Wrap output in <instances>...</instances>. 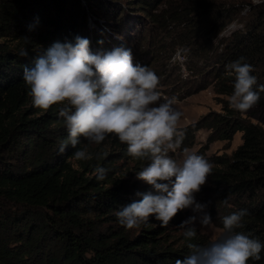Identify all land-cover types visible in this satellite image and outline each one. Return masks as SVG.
<instances>
[{
	"label": "trees",
	"instance_id": "16d2710c",
	"mask_svg": "<svg viewBox=\"0 0 264 264\" xmlns=\"http://www.w3.org/2000/svg\"><path fill=\"white\" fill-rule=\"evenodd\" d=\"M123 1L145 10L156 0ZM241 2L248 6L247 18L208 52L211 39L231 16L223 4L187 0L154 18L176 45L194 49L196 39H202L194 53L204 59L196 72L206 80L197 88L210 84L216 95L229 96L226 65L240 57L253 66L257 89L264 85V0ZM132 6H123L121 0H0V264H175L190 254L187 243L204 245L210 240L196 229V236L186 241L182 212L166 227L150 218L130 234L115 212L138 199L136 192L150 190L133 177L145 162L127 156L126 145L113 138L117 149L106 151V158L73 163V153L83 149L84 140L76 148L58 151L67 139L58 116L62 105L46 112L30 106L22 79L25 67H34L54 43H74L76 36L92 40L96 49L106 52L100 34L87 29L88 17L97 15L104 23L115 24L128 14L124 7ZM22 50L27 55H20ZM219 100V110L181 126L184 138L177 150L191 144L199 127L209 130L207 143L240 131V142L229 153L208 158L213 168L207 211L212 224L222 228L223 216L246 209L244 227L237 230L264 243V125L230 109L227 99ZM257 105L264 106V91ZM121 158L131 165L121 170ZM96 166L109 169L105 180L94 178ZM3 203L19 208L7 210ZM248 264H264V251L259 261Z\"/></svg>",
	"mask_w": 264,
	"mask_h": 264
},
{
	"label": "clouds",
	"instance_id": "9594fccd",
	"mask_svg": "<svg viewBox=\"0 0 264 264\" xmlns=\"http://www.w3.org/2000/svg\"><path fill=\"white\" fill-rule=\"evenodd\" d=\"M190 50L176 52L175 60L185 59ZM20 55H27L22 50ZM231 77L232 92L228 106L236 112H247L260 99L264 85L257 89L253 66L240 57L226 65ZM22 79L26 85L30 106L47 111L62 105L58 116L67 130V139L58 151L76 148L81 138L88 144L100 145L109 136L126 145V155L144 161L135 171V178L150 186L146 192H136L138 199L122 205L115 212L118 223L125 229L140 228L150 218L167 226L186 209L196 215L180 222L183 237L191 241L201 228L212 224L207 211L210 202H199L196 194L207 183L213 165L202 155L188 149L182 158L173 159L169 153L180 148L184 129L183 116L174 97H164L158 90L159 77L147 65L133 62L131 49L117 47L107 52H92L87 38L76 36L73 42L54 43L32 68L25 67ZM106 151L95 157L87 148L73 153L76 161L106 158ZM109 169L94 168V178L105 180ZM126 174L124 175V177ZM225 205L228 201H223ZM246 209L222 217V228L204 245L187 243L190 254L175 264H248L259 261L264 243L246 234Z\"/></svg>",
	"mask_w": 264,
	"mask_h": 264
},
{
	"label": "rangeland",
	"instance_id": "374dc122",
	"mask_svg": "<svg viewBox=\"0 0 264 264\" xmlns=\"http://www.w3.org/2000/svg\"><path fill=\"white\" fill-rule=\"evenodd\" d=\"M187 0H156L151 5H147L145 10L133 8L132 3L121 0L122 5L132 6L129 10L124 7V11L128 14L120 19L115 24H108L102 21L100 16H89L87 19V29H92L96 33L100 34L102 42L105 44L104 50L111 51L117 47H124L131 49L133 62L140 63L141 65H147L152 71L159 77L158 90L164 97H174L176 101V107L182 111L183 116L180 122V126H184L188 123H194L202 115L210 113L212 111L219 110L221 101L219 98L227 99L226 95H216L210 84H206L200 88H197L196 84L199 81H205V77L198 74L199 69L204 66V59L198 54L196 45H201L202 39H196L197 43L193 44V48H189V52L186 54L185 59H178L174 62V57L177 51L182 48L181 44L176 45L173 38L167 33L163 32L162 28L158 24L155 17L162 13L165 8L173 9L179 8L185 4ZM217 3L223 4L227 7V10L231 16L228 23L221 29L212 39L211 46L207 49V52L214 47L218 46V39L225 36L230 30L236 27H241L244 20L248 15V6L241 5L243 0H211ZM246 1V0H244ZM254 2L256 0H249ZM123 11V12H124ZM251 12V10H250ZM114 29V30H113ZM177 39V38H176ZM90 41V48L92 52L99 51L95 45ZM102 52V51H99ZM202 60V62H201ZM219 97V98H218ZM241 115L248 118L252 122L264 125V106L255 105L247 112H241ZM208 129L205 127H199L193 133V139L191 144L184 149L194 151L199 155L204 156L207 160L212 155L220 153H229L240 142V131H235L229 139H216L207 143L206 135ZM114 137L109 136L100 145L88 144L84 140L83 148H87L92 154L97 151H109L114 146ZM115 148L114 150H116ZM176 150L170 152L169 155L173 159H181L183 150ZM74 158L71 161L75 163ZM16 163L20 160H15ZM120 161V160H118ZM123 164L120 168H128L131 165V161L127 158H121ZM127 172V171H125ZM135 174L133 175V177ZM209 182L202 187L201 191L196 194V200L199 202H207L210 199L209 196ZM2 202H0V205ZM5 209L19 208L12 204H6ZM183 216L188 218L189 216L196 215L190 208L181 211ZM196 229L206 235L208 238H212L216 232L221 228L213 224L206 228H201L199 223L196 224ZM130 234L135 233L137 228L128 229Z\"/></svg>",
	"mask_w": 264,
	"mask_h": 264
}]
</instances>
